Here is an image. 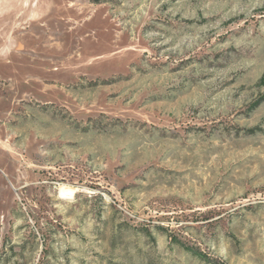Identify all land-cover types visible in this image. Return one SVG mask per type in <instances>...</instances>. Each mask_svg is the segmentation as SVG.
<instances>
[{
    "label": "rangeland",
    "instance_id": "obj_1",
    "mask_svg": "<svg viewBox=\"0 0 264 264\" xmlns=\"http://www.w3.org/2000/svg\"><path fill=\"white\" fill-rule=\"evenodd\" d=\"M262 77L264 0H0V264H264Z\"/></svg>",
    "mask_w": 264,
    "mask_h": 264
},
{
    "label": "trees",
    "instance_id": "obj_2",
    "mask_svg": "<svg viewBox=\"0 0 264 264\" xmlns=\"http://www.w3.org/2000/svg\"><path fill=\"white\" fill-rule=\"evenodd\" d=\"M106 82V81H105ZM261 83L264 85V77H262L261 79ZM95 84H97V82H95ZM264 96H261V98L255 102L254 106H257L261 103V101H263ZM55 106L53 104H45L43 105V108L46 110L52 109ZM70 116L72 117V115L70 114ZM103 116L104 114H102L100 117L98 118H93V117H89L84 129H86L87 131H89V129L91 128V125L94 124H102L103 123ZM115 121L122 123V120L120 118H116ZM76 122V121H75ZM77 125H80V122H77ZM178 243H182L181 241H178ZM182 246L185 247L186 249L192 251L194 254H196L197 256L204 258V254L199 250V249H195V248H191L189 246H186L185 244L182 243Z\"/></svg>",
    "mask_w": 264,
    "mask_h": 264
},
{
    "label": "bare ground",
    "instance_id": "obj_3",
    "mask_svg": "<svg viewBox=\"0 0 264 264\" xmlns=\"http://www.w3.org/2000/svg\"><path fill=\"white\" fill-rule=\"evenodd\" d=\"M65 188V187H64ZM64 190H67L70 194H73L74 193V190L73 189H70V188H66V189H63Z\"/></svg>",
    "mask_w": 264,
    "mask_h": 264
}]
</instances>
